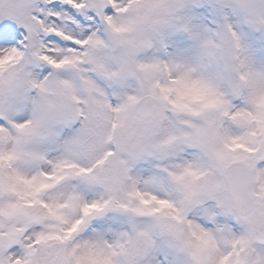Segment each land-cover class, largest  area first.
Here are the masks:
<instances>
[{"label": "snow or ice", "instance_id": "snow-or-ice-1", "mask_svg": "<svg viewBox=\"0 0 264 264\" xmlns=\"http://www.w3.org/2000/svg\"><path fill=\"white\" fill-rule=\"evenodd\" d=\"M258 56L264 0H0V264H264Z\"/></svg>", "mask_w": 264, "mask_h": 264}, {"label": "bare ground", "instance_id": "bare-ground-1", "mask_svg": "<svg viewBox=\"0 0 264 264\" xmlns=\"http://www.w3.org/2000/svg\"><path fill=\"white\" fill-rule=\"evenodd\" d=\"M208 13H205V15H207ZM250 43H251V41H249ZM254 50H256V51H258L259 49H256V47H255V45H254ZM257 59H258V62H260V63H264V58H261V57H257Z\"/></svg>", "mask_w": 264, "mask_h": 264}]
</instances>
